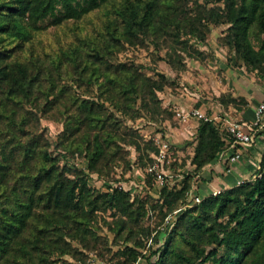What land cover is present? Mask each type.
<instances>
[{"label": "trees", "instance_id": "16d2710c", "mask_svg": "<svg viewBox=\"0 0 264 264\" xmlns=\"http://www.w3.org/2000/svg\"><path fill=\"white\" fill-rule=\"evenodd\" d=\"M110 1L0 0V264H30L35 251L44 260L49 258L41 255L46 250L68 253L71 245L66 236H84L82 244L89 246L97 237L92 219L107 210L120 216L109 224L116 234H129L119 251L129 264L142 255L141 248L150 237L154 242L165 240L155 249L150 246L157 257L149 264H264V152L253 176L185 208L166 234L161 229L153 234L150 227H142L136 235L130 223L140 225L147 204L131 188L108 184L102 190L89 183L92 172L103 174L109 162L126 158L118 154L115 131L109 127L117 122L116 111L132 119L142 114V108L152 112V118L166 111L159 92L168 77L158 72L154 78L138 63L119 60L127 43L145 44L150 39L166 49L164 60L181 63L186 57L204 55L199 44L207 41L213 26L226 25L222 42L233 52L234 64L264 75V0H216L211 5L199 0H122L103 34L84 43V49L27 52L34 33L80 20ZM64 73L72 81L78 78L96 85L102 101L68 93L69 82L58 80ZM225 92L219 97L223 113H238L248 106L247 96L233 89ZM240 101L245 105L240 106ZM54 105H61L68 114L65 148L76 146V152L87 159L86 168L60 164L59 157L41 147L37 130L27 129L39 111ZM89 128L97 129L93 136ZM79 131L78 138L72 136ZM131 137L139 158H148L149 168L158 147L135 131ZM238 145L223 121L199 118L195 150L183 173V184L168 187L166 181L160 189L162 203L170 210L176 208L191 187V178L194 181L218 154ZM147 173L156 179L155 172ZM142 233L146 239L137 237Z\"/></svg>", "mask_w": 264, "mask_h": 264}, {"label": "rangeland", "instance_id": "374dc122", "mask_svg": "<svg viewBox=\"0 0 264 264\" xmlns=\"http://www.w3.org/2000/svg\"><path fill=\"white\" fill-rule=\"evenodd\" d=\"M199 1L202 3L208 1V5L216 3V0ZM121 2L122 0H111L108 4L94 10L80 20H67L60 25H50L34 33L32 40L27 42V52L55 54L60 53L62 48L82 47L84 49V43L90 42L92 38L97 39L100 34H103L102 31L105 30L106 22ZM109 11L111 12L108 13ZM226 27V25L213 26L207 41L199 44V47L204 50V55L196 58L186 57L185 62L180 63L176 57L174 64L168 63L163 59L166 49L158 47L150 39L145 44L129 45L127 43L126 48L117 56L121 61L138 63L145 73L154 78L159 77L158 72H163L168 77L164 89L159 92L161 106L166 109L164 113L156 112V118H152V112L142 108V114L136 119H132L128 116L129 114L125 115L120 111L115 112L117 122L114 125H109V127L115 131L114 140L119 145L117 146L119 147L118 154L126 158L122 161H108L109 165L103 168V174L92 172L89 178V183L94 188L105 190L108 184L124 185L131 188L133 194L138 193L145 200L147 209L140 225L130 223L136 235L139 229L140 232L142 231V227H150L153 229V234L155 229H161L166 234L173 227L181 211L199 203L198 198L202 200L205 196L212 194L213 183L208 189L204 173L201 177L195 176L194 181L192 177V185L185 198L179 201L176 208L168 209L166 203H162L160 192L164 184H160L153 175L147 173L148 158L146 156L142 159L139 158V150L130 143L134 131L138 137H143V140L151 139L155 142L158 151L157 153L153 152V155H158L162 148L163 151H166L165 162L157 169L162 168L171 175L166 176L165 179L168 187L178 188L183 184V173L186 174L187 169H189L195 150L200 117L193 114V109H201L209 115L224 114L220 110L222 107L219 97H222L223 94L227 95L225 91H229L231 87L239 88V91L242 88L248 96L258 95V92L264 93V75H258L256 71L248 70L239 62L234 64L235 58H230L233 52L222 42V33ZM193 41L196 43L194 39ZM183 63L186 65L182 66ZM69 69L71 66H68ZM58 80L63 83L69 82L68 93L70 94L77 95L81 99L85 97L102 101L98 98L96 85L88 84L78 78L72 81L69 73H64L62 78ZM62 100L64 99L62 98ZM238 103H241L240 106L245 105L241 101ZM105 105L110 111H113L114 108L109 101H106ZM235 106L240 107L239 105ZM74 109L75 106L70 109L69 113L73 112ZM177 111H181L182 114L178 115ZM228 111L231 112V110ZM185 114L186 117L184 118ZM67 116L68 114L61 110V105H54L49 110L39 111L27 129L30 131L37 130L41 137V147L48 148L55 157H59L60 164L68 162L74 167L86 168L87 159L84 154L76 152L78 151L76 146H73L72 149L65 148V145H68L66 139ZM87 130L93 136L97 129L89 128ZM82 131L75 132L72 136L78 138ZM139 139L141 140V138ZM219 155L221 153L218 154V157ZM218 157L217 159H219ZM258 167L259 165L255 169ZM255 169L251 173L249 172L245 178L253 176ZM145 179L148 182L144 183ZM213 185L225 189L224 186ZM163 212L167 213L163 215ZM119 217L113 210L99 212L92 219L97 237L95 240H90L89 246L82 244L83 238L81 237L84 236L77 235L75 239L66 236L67 245L68 243L71 245L70 252L60 253L59 250H56L52 253L50 250H46L41 255L49 258L44 260L35 251L30 264H129L126 255L119 252L125 242V237H129V234L126 232H123L122 235L116 234L109 226L112 221ZM129 222L128 219L127 223L129 224ZM30 231L31 229L27 233ZM137 237L146 239L144 233ZM164 240L162 238L160 241L154 242L151 237L148 238L147 244L141 248L142 255H139L134 264H149L150 260H155L157 255L151 251L161 245ZM133 241L134 239H131L129 244ZM150 246L153 248L151 249Z\"/></svg>", "mask_w": 264, "mask_h": 264}, {"label": "crops", "instance_id": "0c3cea01", "mask_svg": "<svg viewBox=\"0 0 264 264\" xmlns=\"http://www.w3.org/2000/svg\"><path fill=\"white\" fill-rule=\"evenodd\" d=\"M231 89L235 91V94L247 96L249 100L248 106L237 114L247 122H255L257 120V109L261 101L264 99V93L262 94L261 92H258V95L248 96L247 92L242 88V92L239 91V88L235 89L234 87H231ZM261 122V126L258 127L254 144L250 146L238 145L237 148L231 147L227 152L221 153L218 157L219 159H216L204 168L200 175L202 176L204 173L208 189L212 183L222 187L224 186L225 188L230 187L248 176L247 174H249V172L251 173V171L259 165V160L264 152V112L262 114ZM234 151H240L241 158L230 164L227 162V156Z\"/></svg>", "mask_w": 264, "mask_h": 264}, {"label": "built area", "instance_id": "2783aa9c", "mask_svg": "<svg viewBox=\"0 0 264 264\" xmlns=\"http://www.w3.org/2000/svg\"><path fill=\"white\" fill-rule=\"evenodd\" d=\"M177 112H178V115L182 114L181 111H177ZM192 112L195 116L204 118L206 120L207 119H217L219 121H223L225 126L234 136V144L250 146L254 144L256 136H257L258 127L261 126L260 124L262 123L261 118L264 112V99L259 104V107L257 109V120L253 123L247 122L245 119L240 117L237 113L235 112L233 113V111L224 112V114L222 115L218 113L209 115L206 112L202 111L201 109L195 108L193 109ZM185 117H186V114L184 115V118ZM165 155H166V151H163V148H162L160 153L155 156L156 160L154 161V163L150 165V167L148 168L149 171L156 173V177H157L156 179L158 180L160 184H164L166 176L170 175L166 173L165 170H163L162 168L160 170L157 169L160 165H163V163L165 162ZM240 157H241V152L234 151L228 154L227 162L230 164L234 163L237 160H239ZM199 175L200 174H198V176ZM221 191H223V189L215 185H212V188H211L212 194L216 195L220 193ZM198 201H201V198H198Z\"/></svg>", "mask_w": 264, "mask_h": 264}]
</instances>
